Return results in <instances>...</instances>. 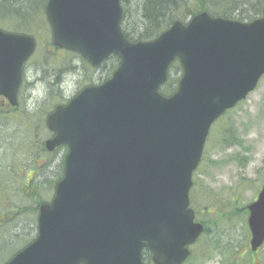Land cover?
<instances>
[{"label": "water", "instance_id": "obj_1", "mask_svg": "<svg viewBox=\"0 0 264 264\" xmlns=\"http://www.w3.org/2000/svg\"><path fill=\"white\" fill-rule=\"evenodd\" d=\"M46 15L56 47L94 67L113 54L120 64L48 116L55 136L47 149L69 148L65 174L53 200L40 205L36 240L6 264H144V246L156 244L160 258V241L172 264L181 263L204 229L190 189L210 128L264 75V9L251 22L203 11L137 42L123 33L121 0H48ZM35 48L33 36L0 29V95L12 106ZM175 59L183 74L165 96L160 88ZM249 209L256 250L264 242V186Z\"/></svg>", "mask_w": 264, "mask_h": 264}, {"label": "rangeland", "instance_id": "obj_2", "mask_svg": "<svg viewBox=\"0 0 264 264\" xmlns=\"http://www.w3.org/2000/svg\"><path fill=\"white\" fill-rule=\"evenodd\" d=\"M11 1L7 0V7ZM232 1L236 9L231 16L242 17L244 21L264 3V0ZM187 2L191 8L198 5V0ZM141 4L140 0H131L123 28L129 23L130 29H143ZM9 13L5 15L0 9V28L34 36L37 48L26 66L19 109L4 112L0 108V181L4 182V187L0 185V264L6 263L37 234L30 229L37 212L32 215L26 208L37 205L34 197L25 192L27 178L38 182L41 187L34 188L38 190L54 184L63 174L67 149L44 150L45 141L52 137L46 126L47 115L80 89L105 80L111 65L109 62L108 66L94 69L78 53L52 46L45 11L42 21L34 14L27 21L12 11ZM186 13L187 21L191 15ZM42 17L43 14L40 19ZM171 75L178 79L182 69L175 67ZM193 180L192 191L198 208L209 206L214 211L201 216L214 223L211 225L215 228L213 240H219V247L210 246V253L207 248H199L193 264H201L202 260H207L204 264H229L230 259H235V264H264V248L254 255L250 253L246 224L248 205L257 199L264 184V76L247 98L212 125ZM52 196L53 191L45 189L37 199L43 202ZM243 253H248L247 263L240 259Z\"/></svg>", "mask_w": 264, "mask_h": 264}, {"label": "trees", "instance_id": "obj_3", "mask_svg": "<svg viewBox=\"0 0 264 264\" xmlns=\"http://www.w3.org/2000/svg\"><path fill=\"white\" fill-rule=\"evenodd\" d=\"M47 1L48 0H25V1L12 0L11 2H9V6L7 7L6 6L7 0H2L0 3V9H3L5 11V15H10L9 12L12 11L18 17L21 16L22 19L27 21H30L32 19V15L34 14L36 15L35 17H38L39 20L42 21L44 20V11ZM140 1H142L141 13H142V18L144 19L145 22V26L143 27V29L136 31L135 29H130L128 23V25L123 28V31L125 36L130 41L148 40L155 38L158 35H160L164 30L169 28L174 21L181 20L183 22H186L188 16L186 11H188L191 16L196 15L197 13L202 11H207L213 16L234 18L237 20L244 21L242 17L237 18L231 16L232 11L236 9V6H234L232 0H198L197 2L198 5L196 8L189 7L187 0H140ZM130 2L131 0H122L124 6V20L127 18V16H129ZM263 8H264V3L256 7L254 15L249 17L248 21H252L260 17L262 15ZM41 14H43V17L40 19ZM50 43L53 46L52 38L50 40ZM109 62H111V65L108 67L109 69L107 70H109V77H110L112 72L118 67L120 59L117 55L112 56L107 60L106 62L107 66L110 64ZM175 67H177V69L180 70L182 69L179 62L175 61L170 67L169 79L167 83H165L160 89L161 93L166 96L175 92L178 87L180 77L178 79H175L171 75L172 70L175 69ZM44 150L46 151L45 147ZM63 169H64V163H63ZM28 183L26 184L25 192L26 194L34 197V199L37 201V205L33 207L26 206V208L30 214L34 215V212H37L38 215L39 205L41 202H39L37 197L39 196L42 190L50 189L51 191H54V184H48L45 187L43 186V189L35 190L38 187L37 181H35V179H32V181L31 182L29 181ZM0 185L4 187V182L0 181ZM49 185H53V188H51ZM33 189L35 190L34 192L32 191ZM46 199L48 198H45L44 200ZM37 215L35 216V218L33 217V226L30 227V229L33 228L36 231H37ZM33 239H31V241Z\"/></svg>", "mask_w": 264, "mask_h": 264}, {"label": "flooded vegetation", "instance_id": "obj_4", "mask_svg": "<svg viewBox=\"0 0 264 264\" xmlns=\"http://www.w3.org/2000/svg\"><path fill=\"white\" fill-rule=\"evenodd\" d=\"M26 66L27 64L24 66V76H23V81H24V78H25V70H26ZM0 105H4L2 108L3 111L5 112H8V111H13V110H17L19 109L20 105L17 107V108H13L12 106L10 107L9 106V103L8 101L6 100V98L0 96ZM194 186V185H193ZM193 190V187L191 188V191H190V207L194 210L195 212V220L197 222H200L204 229H203V232L200 234V236L191 244L188 245V248L190 250V254L186 257V259L184 261H182L181 263L179 264H191V262L195 261L194 257H195V253L196 251L200 248V249H203V248H207V250L211 249L210 246H213V247H219V240L218 238L216 240H213V237L214 235L212 236V234L214 233V230L215 228L213 229V227L211 225H214V223L212 222H208L207 220H205L201 214L206 212L207 215L208 213H214L213 210H211L209 208V206H205V208H198L197 206V202H196V199H195V195H194V192L192 191ZM217 213H220L219 211H216ZM203 215V214H202ZM206 217V216H205ZM247 227H248V238H249V248H250V253L252 255H254V253H257L260 249H263L264 248V242L263 244L258 247L255 251L252 250V239H253V234L251 232V229H250V225H249V217L247 218ZM162 249V256L159 258V256L157 255V250H156V247L157 245L155 244V248H152V247H148V246H144V248L142 249V262L144 264H160V262L158 261L159 259L160 260H163V261H166V264H172V258H171V251L168 250V247H167V244H165L164 246V242L163 241H160L159 242ZM159 249V248H158ZM202 250L204 251V255H206V250ZM209 253L211 252V250L208 251ZM248 253H243L241 254L240 256V259L244 262V263H247L249 260H248V257H246ZM208 257V256H207ZM207 261V260H206ZM205 260H202L201 264H204L206 262ZM192 262V264H193ZM236 263V260L235 259H230V263L229 264H235ZM80 264H84V263H80Z\"/></svg>", "mask_w": 264, "mask_h": 264}]
</instances>
